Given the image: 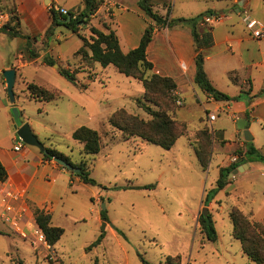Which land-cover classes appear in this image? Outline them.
Segmentation results:
<instances>
[{
    "label": "rangeland",
    "instance_id": "374dc122",
    "mask_svg": "<svg viewBox=\"0 0 264 264\" xmlns=\"http://www.w3.org/2000/svg\"><path fill=\"white\" fill-rule=\"evenodd\" d=\"M122 1L124 4L113 7H104L102 2L100 8L104 7L103 12H99V8V14L96 13L93 20L91 18L87 25H79L76 35L62 26L52 27L49 35H42L41 39L34 36L26 42L21 38L24 44L21 39L14 40L0 32V75L7 62L15 63L21 44L22 51H26V59H32L28 48L37 57L47 51V55L56 61V67L52 66L54 69L37 64L26 67L23 72L28 81L59 93L55 102L33 101L26 97L25 86L17 80L13 87L14 102L10 103L0 86V98L5 106V109L0 107V143L24 145L18 139L14 125L19 128L27 123L45 148L67 156L74 165L84 162L89 177L94 181L90 185L77 181L71 185L68 183L69 175H76L65 169V173L56 180L61 187L60 199L52 206L51 224L61 228L63 234L51 248L38 242L33 231L37 226L30 216L25 235L18 231L10 232L0 224V264H57V261L62 264H169L166 259L177 256L179 264H256L242 252L241 244L235 238L240 231L233 230L230 214L237 209L250 222L264 226V168L261 163L228 179L225 188L208 205H204V199L219 176L216 163L219 160L210 159L213 144L216 147L223 145L217 137L211 136V126L226 128L227 137L233 134L234 126L253 132L254 143L264 156V124L243 117L234 122L228 115L229 111L221 112L213 104H205L204 107L206 115L214 114L217 121L210 125L202 119L200 123L199 118L205 115L200 107L205 101L201 90L196 88V94L190 98L177 96L174 89L171 92L174 101L167 97L157 100L159 109L186 129L173 147L164 150L139 138L123 140L122 135L108 123L116 110L124 109L128 114L149 120L136 100L157 108L143 99L141 82L125 77L112 66L102 68L76 54L82 47L77 36L90 42L91 27L102 32H106V28L112 30L123 53L138 45L147 26L155 27L138 7V0ZM240 1L247 5L245 14L238 0H168L171 8L168 15L162 0H151V4L153 12L162 17L167 15L171 20L193 18L208 10H217L226 17L222 24L214 25L217 37L233 34V38H239L249 35L243 23L246 17L264 24V0ZM17 2L0 0V28L5 25L17 28ZM58 2L60 6L55 7L62 6L76 14L81 11L80 0ZM44 5L55 11L49 0ZM120 8L127 10L118 11L117 17H113L114 9ZM108 16L111 21L106 20ZM213 24L200 23L198 30L201 33ZM159 29L163 36L170 30L165 27ZM21 30L25 29L22 27ZM247 48L249 53L244 51V63L241 64L235 47L231 53L224 46L220 47L225 57L222 69L250 68L254 73L251 80L256 93L258 85L264 81V69L257 66L264 62V42L260 43V48L256 47V42ZM84 51L89 54L86 48ZM158 66L161 70V65ZM59 67L74 71L79 87L65 80L58 73ZM150 73L151 70L145 72V77L151 76ZM221 90H226L223 92L229 96L235 93V88L229 84L228 89L223 85ZM259 97L264 98V92ZM14 108L18 110L19 117L13 124L10 120L13 119ZM5 113L9 119L4 118ZM80 126L99 134L101 146L98 154L81 155V145L71 138L73 130ZM249 126L250 130L247 129ZM196 147L202 152L209 151V164L205 169L196 159L193 151ZM243 150L239 147L233 153L241 155ZM205 208L213 222L214 241L207 239L199 224V215ZM101 210L105 211L107 222L101 221ZM247 247L255 251L250 243ZM174 263L172 260L171 264Z\"/></svg>",
    "mask_w": 264,
    "mask_h": 264
},
{
    "label": "crops",
    "instance_id": "0c3cea01",
    "mask_svg": "<svg viewBox=\"0 0 264 264\" xmlns=\"http://www.w3.org/2000/svg\"><path fill=\"white\" fill-rule=\"evenodd\" d=\"M47 1L48 0H46V2ZM49 2L54 4V7L56 5L60 6L58 0H49ZM102 2L104 4V7H107V5L109 7H113L114 5L120 6L121 4H124L122 0H102ZM238 3H241L240 5L244 7L242 11L243 14H245L247 6L246 3L240 0H238ZM44 4L45 0H18V2L16 3L18 10V26L16 30L21 35L28 36L29 38L34 36H38L40 39L42 38V35H44L45 31L51 24L49 7H46ZM79 4L80 10H82L83 5L81 0ZM61 8L63 9L62 6ZM103 8H100L99 12H103ZM126 10V8H120L117 10L114 9V13L112 14V16L117 17L118 11ZM213 11L217 14V17L219 16L220 22H216L212 26V46L209 48H205L202 51V54L204 56L203 70L206 74V78L216 91L224 94L225 92L223 91L226 90H221V87L224 85V87L228 89L229 84L235 88V93L233 94V96H229L227 94L225 95L233 98L241 94V99L234 101H215L210 95H208L204 90L200 89L194 83V57L196 53L194 49V43L190 34V29L186 26L176 25L171 28L169 30V33L165 36L161 34V29L153 26L154 31L152 34V39L146 48V59L152 64L150 75L156 74L171 78L176 85L175 94L180 97L188 96L191 98L193 94H196V88H199L205 96V101L200 106L203 109L205 115L199 118L200 123H202V119H206V121L209 122L206 115L207 110L204 106L205 104H213L214 107L221 112L225 110L229 111L230 113L228 115L234 122H238L243 117L244 119H248L250 121L256 120L257 123L264 124V98H258V96L264 92V81L262 82V84L258 85L259 91L254 93L255 91L253 90L252 84L253 80H251L254 75L253 71L250 68H246L245 66H238L236 68H233V70L222 69V64L223 61H225V57H223V52L220 50V47L224 46L225 50H228V52L231 53L233 52L235 47L239 51L238 58L240 60V63L242 64V62L244 63V51H247L246 53H249V51L247 50L249 44H251L252 42H256V47L260 48V43L264 42V40L255 41V39H253L250 34H245L243 35V37L239 38H233V34H227L226 36L219 35L217 37L214 25L222 24L225 21L226 17H224V15L217 10ZM99 12L97 14H99ZM237 13L241 12L238 11ZM105 18L106 20L111 21L109 16ZM22 27L25 29L24 31L21 30ZM17 38L21 39L20 37L12 39L15 40ZM21 41L24 43L26 40L24 41L21 39ZM22 46L23 44H21L20 46L21 52L18 51V55L15 58V63L7 62V65L2 70H14V84L17 80H19L20 83L25 86L26 83L32 82L27 80L23 69L37 64H39L40 66H46L42 62V59L49 53L46 51L43 55L35 59H26V51H22ZM168 52L171 54V57L169 56ZM262 56L263 54L260 52V57ZM18 59H20V62H18ZM158 65H161V70H158ZM257 66L264 69V62L263 64H258ZM234 73L235 75L232 77ZM35 85L45 88V86L39 84ZM220 85L222 86L220 87ZM0 86L5 91V83L3 78L0 79ZM254 95H258L257 98H254ZM26 97L30 100L41 103H51L56 101L42 102L34 100L29 97L28 93ZM0 107L2 109H5L1 98ZM4 118L9 119V115L5 113ZM216 121L217 118L214 121L209 122V124L211 125V123H215ZM10 122L12 123V119L10 120ZM247 129L250 130V126ZM75 130H73V132ZM232 131L233 134L230 137H227L226 128H224L223 126H216L215 128H212L211 126V136L217 137V139L223 141V145H219L218 147L213 144V151L210 156L211 160H219L218 162H216L218 164V170H220L221 168H226L232 163L241 162L242 157H245L246 155V148L248 147L246 143H251L252 147L257 151V153L262 155L254 143L255 136L253 132L252 134L248 131V133L252 137V141L245 142L243 138L244 131L240 130L236 126L233 127ZM8 141L11 142L10 140ZM15 146H19L18 151L14 150ZM239 147L244 148L241 155L234 154L233 152H236L237 148ZM256 163L257 162L243 163L247 165L243 168V171L251 169L252 166ZM0 164L3 166L6 172V180L4 182H0V224L4 228L10 230V232L17 233L18 231L20 232V234L25 235L27 233V228H29V222H27L29 216L32 219V222L35 224L33 218L34 209L44 210L51 216V213L53 211V204L57 202L58 199H60L59 191L61 187L56 184V180L65 173L64 169L57 165L53 160L49 161L44 159L43 154L35 147H29L26 145H11L9 143H5L4 141L0 143ZM261 166L264 168V164H261ZM73 179L75 181H73ZM76 181L79 184H82L78 177L69 175V184L73 185V183ZM215 182L216 181H214L213 183ZM213 185L214 184H211V188H213ZM7 194H11L14 197L8 200L9 204L12 205L14 209L13 212L8 215L10 217L16 216L18 230H16L13 226H11L10 223L6 222L3 219L5 213L2 199Z\"/></svg>",
    "mask_w": 264,
    "mask_h": 264
},
{
    "label": "trees",
    "instance_id": "16d2710c",
    "mask_svg": "<svg viewBox=\"0 0 264 264\" xmlns=\"http://www.w3.org/2000/svg\"><path fill=\"white\" fill-rule=\"evenodd\" d=\"M163 6L166 8L167 15L170 13V5L168 0H162ZM83 9L79 13L67 11L65 15H61L58 12L50 9V26L45 31L44 36L49 35L52 27H64L72 34H78L79 25H87L89 20L96 15L98 9L102 4V0H81ZM140 10L154 22L156 27H165L171 29L176 25L186 26L190 29V34L194 43L195 49V75L194 83L208 95H210L215 101H234L241 99V94L237 97L230 98L229 96L216 91L206 78V74L203 70L204 56L202 51L205 48L212 46V27L207 30L198 31L200 23H203L205 17L214 16L217 14L214 11L208 10L206 13L199 14L193 18H178L168 19V16L162 17L153 12L151 0H138L137 3ZM67 15H70L71 20L66 22ZM92 37L90 42L86 41L81 36H77L82 41V47L76 52L77 55H81L83 59H88L93 63H98L102 68L112 66L116 71L125 77L135 79L141 82L143 87V99L149 104L153 105L157 109H153L149 105L136 100L137 105L141 108L149 117V120H143L135 115L128 114L124 109L116 110L108 119L109 126L118 131L123 140L130 138H139L144 142L158 146L164 150H169L173 147L175 142L184 135L186 129L182 125H178L177 121L170 116L167 112L159 109V98L167 97L174 101L171 92L175 89V83L171 78L153 74L145 77V72L152 70V64L146 59V48L151 42L154 27L149 25L145 28L138 45L123 53L116 34L106 28V32H102L94 27L90 28ZM0 32L6 33L10 38L20 37L29 41L28 36L21 35L15 27H9L5 25L0 28ZM87 49L89 54L84 51ZM30 58L35 59L37 56L28 48ZM42 62L49 67L56 64V61L46 55L43 57ZM58 73L72 85L79 87L76 73L68 68H58ZM82 89V87H80ZM25 89L29 94V97L42 101L51 102L55 101L59 97V93L56 90H48L44 87L35 85L34 83H26ZM72 139L82 145L81 155L93 156L100 151L101 141L99 134L90 128L79 127L71 135ZM207 137H210L207 135ZM220 140V139H219ZM223 144V141H220ZM246 155L242 157L241 162L232 163L226 168L219 170V177L215 182L213 188H211L205 196L204 205H208L215 195L223 190L228 184V175L243 163L257 162L264 164V157L257 153L252 147L251 143H246ZM194 154L201 166L205 169L208 163L209 151L202 152L199 148H194ZM43 158L51 161L53 158H60L68 162L75 168H78L80 172L76 175L83 184H94V181L89 177V173L85 167L84 162L79 164H72L68 157L57 152L54 149L46 148V154H43ZM6 180V172L3 166L0 164V182ZM33 218L36 226L42 231L46 244L51 248L61 238L63 230L51 225V216L44 210L34 209ZM100 219L103 222H107L106 213L104 210L100 212ZM199 224L202 232L206 234L207 239L214 241L216 239V233L214 230L213 222L210 214L199 215ZM233 230L240 231L239 234H235V238L240 242L242 252L254 263L264 264V226L257 222H250L241 211L234 210L230 214ZM98 242V241H97ZM254 246L255 251L250 250L247 244ZM97 243L91 245L92 248ZM90 250V249H89ZM174 260V264H179L180 258L177 256L175 259L168 257L167 263L171 264ZM17 264H22L21 262ZM51 264V263H49ZM57 264H62L57 261Z\"/></svg>",
    "mask_w": 264,
    "mask_h": 264
},
{
    "label": "water",
    "instance_id": "95a60500",
    "mask_svg": "<svg viewBox=\"0 0 264 264\" xmlns=\"http://www.w3.org/2000/svg\"><path fill=\"white\" fill-rule=\"evenodd\" d=\"M46 3V0H45ZM71 20L70 15H67L66 22H69ZM53 67H56L54 65ZM2 78L5 81V91L8 96V99L10 103L14 102V93H13V87H14V82H15V71L12 69L5 70L2 72ZM12 123L14 124V121L18 119L19 117V112L16 108L12 110ZM14 128L16 129V134L18 139L26 146L29 147H35L37 148L42 154H46V148L38 141L36 136L33 134L31 128L27 123L21 125L19 128H17L14 125ZM243 138L245 142H251L252 137L248 133V131H244L243 133ZM57 165L65 169L66 171L74 174H78L80 170L78 168L73 167L70 165L68 162L64 161L63 159L60 158H53L52 159ZM246 164H242L238 166L236 169H234L229 175L228 179H230L232 176L236 175L237 172L243 171V168L246 167ZM207 211L206 208L202 210V215H206ZM103 226H106V224H103Z\"/></svg>",
    "mask_w": 264,
    "mask_h": 264
},
{
    "label": "built area",
    "instance_id": "2783aa9c",
    "mask_svg": "<svg viewBox=\"0 0 264 264\" xmlns=\"http://www.w3.org/2000/svg\"><path fill=\"white\" fill-rule=\"evenodd\" d=\"M55 11L58 12L61 15H65L67 13L66 10L58 7H54ZM219 20V17L217 16H209L205 17L203 19V23H215ZM243 23L245 25V29L247 32L250 34V36L255 39V40H264V24L262 22H259L254 19H249L246 18L243 20ZM0 79H2V75H0ZM6 87V86H5ZM207 119L209 122H212L216 119V116L214 114H208ZM235 119V118H234ZM15 151L19 150V146L14 147ZM14 198L11 194H7L3 199H2V204L4 208V213L5 215L3 216V219L10 223L11 226H13L16 230H18L17 226V221H16V216L10 217L8 214H11L13 212V206L9 204V199ZM34 235H36L38 242H43L44 244L46 243L45 237L42 233V231L37 227H35ZM47 245V244H46Z\"/></svg>",
    "mask_w": 264,
    "mask_h": 264
}]
</instances>
